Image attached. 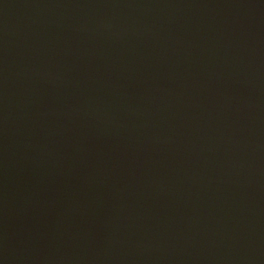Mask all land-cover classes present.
I'll use <instances>...</instances> for the list:
<instances>
[{"label": "water", "instance_id": "water-1", "mask_svg": "<svg viewBox=\"0 0 264 264\" xmlns=\"http://www.w3.org/2000/svg\"><path fill=\"white\" fill-rule=\"evenodd\" d=\"M0 264H264V0H0Z\"/></svg>", "mask_w": 264, "mask_h": 264}]
</instances>
